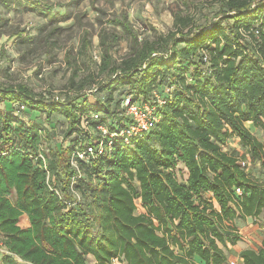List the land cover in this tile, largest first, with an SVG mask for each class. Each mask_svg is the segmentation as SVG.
Listing matches in <instances>:
<instances>
[{"label":"trees","instance_id":"obj_1","mask_svg":"<svg viewBox=\"0 0 264 264\" xmlns=\"http://www.w3.org/2000/svg\"><path fill=\"white\" fill-rule=\"evenodd\" d=\"M214 1L222 17L205 30L175 13L173 30L140 39L125 16L110 19L128 52L115 59L119 35L99 31L96 68L75 81L79 65L92 62L86 31L69 78L73 95L46 98L23 83L0 84V264H89V256L93 264L227 263V246L242 240L236 221L264 210V181L240 164H264V142L245 127L264 136V0ZM86 86L104 100L90 104ZM119 89L130 103L164 100L158 123L130 145L115 139L110 152L79 159L74 152L94 143L98 125L118 131L129 121L114 100ZM42 114L65 118L70 144L43 149L34 122ZM231 139L243 153L226 148ZM178 163L185 182L175 175ZM239 257L264 264V238Z\"/></svg>","mask_w":264,"mask_h":264},{"label":"rangeland","instance_id":"obj_2","mask_svg":"<svg viewBox=\"0 0 264 264\" xmlns=\"http://www.w3.org/2000/svg\"><path fill=\"white\" fill-rule=\"evenodd\" d=\"M8 5L4 6L0 0V84L7 86L23 83L37 95L46 98L77 93L68 88V83L75 66L79 65L78 62L75 64L74 59L86 31L85 36L91 41L88 62H92L89 68L79 65L81 69L77 71L75 81L86 77L89 70L96 68L94 62H98L100 52L97 37L99 31L107 30L119 35L118 44L112 48L115 59L128 52L127 38L121 35L120 27H113L109 23L110 19L125 16L141 39L165 35L173 30L175 13L189 16L195 27L201 30L210 28L222 17L219 14L221 3L214 0H14ZM51 15H54L52 20ZM93 88L86 86L82 90L87 101L90 104L103 101L105 92L92 94ZM125 93L126 90L119 89L114 94V100L125 105L128 99ZM0 109H5L3 103H0ZM12 111L15 115L17 106H13ZM34 122L43 128L42 147L45 151L55 149L58 145L70 144L74 136H66L68 123L59 114H53L50 118L42 114ZM245 127L259 141L264 142L261 128L249 122ZM226 148L244 152L236 139L229 140ZM174 172L180 182H185L187 170L182 163L177 164ZM249 173L264 181V164L251 163ZM74 195L79 196L76 192ZM21 224H25L24 219ZM236 225L241 232L242 247L257 248L264 238V210L258 222L247 218L237 220ZM229 246L226 264L235 259L231 253L233 248ZM87 262L93 264V258L87 257ZM112 264L123 263L113 261Z\"/></svg>","mask_w":264,"mask_h":264},{"label":"built area","instance_id":"obj_3","mask_svg":"<svg viewBox=\"0 0 264 264\" xmlns=\"http://www.w3.org/2000/svg\"><path fill=\"white\" fill-rule=\"evenodd\" d=\"M255 34L257 35L258 31H255ZM55 99H58V97H55ZM163 103H165V101L159 98H157V103L153 105L148 103H130L129 99H126L124 106L126 107V115L129 117L127 124L118 131H109L104 124L98 125L97 130L100 134L95 139L94 143L88 145L84 151H76L74 154L79 159H86L88 157L95 158L104 155L111 151L115 139H118L124 146L130 145L133 138L147 133L158 123L160 117L157 113L159 107ZM20 109L22 110L23 107L21 106ZM99 116L100 114L98 113H92L90 115V119L92 121H98ZM88 122L89 121L85 120L82 123L84 131H87ZM40 158H42L41 155ZM71 164L75 166L74 161H72ZM240 164L246 169V171H248L251 163L248 159H246L241 161ZM236 195L240 197L242 195V191L240 189H236ZM251 219L253 222H258V217ZM229 264H242V259L240 257L235 258L229 261Z\"/></svg>","mask_w":264,"mask_h":264},{"label":"crops","instance_id":"obj_4","mask_svg":"<svg viewBox=\"0 0 264 264\" xmlns=\"http://www.w3.org/2000/svg\"><path fill=\"white\" fill-rule=\"evenodd\" d=\"M240 234H241V232H240ZM242 244L243 243H241V241H239V242H237V244L236 245H234V246H229V248H233V251H231V253L233 254L232 256H235V258H239V253H240V251H242V250H245V249H256L255 247H251V248H244V247H242ZM231 257V256H230Z\"/></svg>","mask_w":264,"mask_h":264}]
</instances>
